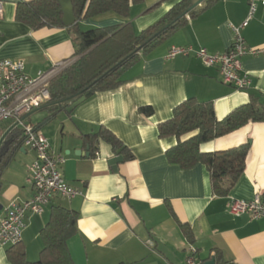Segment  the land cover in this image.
Masks as SVG:
<instances>
[{
  "label": "crops",
  "instance_id": "crops-1",
  "mask_svg": "<svg viewBox=\"0 0 264 264\" xmlns=\"http://www.w3.org/2000/svg\"><path fill=\"white\" fill-rule=\"evenodd\" d=\"M0 17V60H22L30 77L47 72L61 62L73 64L77 44L66 28L32 30L16 19L17 6L33 0H3ZM182 0H142L124 19L109 14L80 23L82 28H105L131 23L137 33L162 19ZM198 0H196L197 2ZM195 2V3H196ZM185 15V24L160 45L129 67L123 83L115 90L95 93L72 113L60 111L54 117L44 107L36 123L48 139L54 155L65 158L61 172L65 181L82 191L72 200L61 197L45 207L42 215L27 216L21 247L29 262H37L43 249L41 231L53 207L78 212L77 233L68 241L75 264H186L190 249L205 263L264 264V217L233 216V200L264 199V122L201 145L213 153L250 145L245 170L227 196L214 193L208 169L197 164L183 169L172 164L167 151L177 144L175 137L160 138L158 126L171 119L176 106L189 98L213 104L215 116L223 120L235 109L264 100V53L242 60L243 72L252 78L247 90L224 84L216 67H207L195 55L168 59L171 47L204 48L211 55L227 52L238 27L249 13V0H205ZM247 46L264 49V6L259 5L249 26L242 30ZM71 105V104H70ZM154 113L144 115L140 108ZM0 124V139L19 138L21 147L1 169L0 222L13 203L33 196L28 167L33 151L23 145V129L13 120ZM112 132L130 150L133 159L119 163L113 171L109 160L118 156L98 139L90 146L89 136L101 129ZM12 129V130H11ZM195 133L182 138L186 140ZM98 142V144H97ZM7 178V179H5ZM184 226L192 232V239ZM8 248L0 249V264H11Z\"/></svg>",
  "mask_w": 264,
  "mask_h": 264
},
{
  "label": "trees",
  "instance_id": "trees-1",
  "mask_svg": "<svg viewBox=\"0 0 264 264\" xmlns=\"http://www.w3.org/2000/svg\"><path fill=\"white\" fill-rule=\"evenodd\" d=\"M76 23L70 27L63 24V12L58 0H33L18 4L16 19L32 30L44 27L68 29L77 44L75 57L78 59L55 76L49 85L50 102L44 107L52 117L67 108L86 93L105 92L117 89L122 83L123 73L140 58L160 45L175 30L185 24V15L196 16L193 6L196 0H182L162 19L137 33L131 23L105 28H82L80 23L103 15L113 14L127 19L134 4L142 0H71ZM144 115L151 116L150 106L140 108ZM264 122V100L241 106L223 120L215 116L213 104L189 98L175 107L171 119L158 126L160 138L175 137L177 144L167 151L172 164L189 169L197 164L204 165L211 177L214 193L227 196L245 170L250 145L213 153H203L201 145L236 132L249 123ZM182 140L183 137L193 134ZM90 146L102 139L114 153L124 161L134 157L130 150L112 132L101 129L89 136ZM8 154H3L0 169L21 147L19 138ZM20 144V145H19ZM78 212L62 207H53L46 226L41 231L43 249L37 262H29L20 244L8 249L11 264H75L68 241L77 233ZM185 233L192 239V232L184 226Z\"/></svg>",
  "mask_w": 264,
  "mask_h": 264
},
{
  "label": "built area",
  "instance_id": "built-area-1",
  "mask_svg": "<svg viewBox=\"0 0 264 264\" xmlns=\"http://www.w3.org/2000/svg\"><path fill=\"white\" fill-rule=\"evenodd\" d=\"M264 6V0H249V13L241 26L232 29L234 42L231 48L222 54L211 55L204 48L173 46L167 58L195 55L207 67H216L221 81L236 90H247L252 85V78L243 72L242 60L245 56H257L264 49L247 46L242 30L249 26L258 6ZM4 13V1L0 0V17ZM70 66L61 62L47 72L40 71L36 77L26 73V64L22 60H0V124L13 120L23 129V145L33 151L35 160L28 167L29 181L33 187V196L22 203H13L0 222V249L10 248L21 243L27 229V216L42 215L45 207L57 197L72 200L82 195V191L69 185L61 172L65 158L54 155L48 139L34 126L25 123L30 113L50 102V81L62 70ZM235 217L250 215L253 219L264 217V199L256 195L252 201L233 200L229 206ZM186 264H206L197 257V250L190 249Z\"/></svg>",
  "mask_w": 264,
  "mask_h": 264
},
{
  "label": "water",
  "instance_id": "water-1",
  "mask_svg": "<svg viewBox=\"0 0 264 264\" xmlns=\"http://www.w3.org/2000/svg\"><path fill=\"white\" fill-rule=\"evenodd\" d=\"M205 0H198L194 6L193 9L198 7L199 5H201ZM61 8H62V12H63V24L65 27H70L72 25H74L76 23V17L74 14V8H73V4L71 0H58ZM93 96V93H86L85 95L81 96L80 98H78L76 101H74L68 108H67V112L68 113H72L73 110L75 108H77L80 104H82L83 102H85L87 99L91 98ZM35 112L30 113L28 116H26L25 119L29 118L32 114H34ZM50 118H48L47 120H45L42 124L37 126V130H39L45 123H47L49 121ZM16 128V125L12 128L14 129ZM11 129V130H12ZM9 132H7L5 135H3L0 139V162L2 159V155L8 154L11 151V147L15 144V140L14 139H10V140H5L6 136ZM98 144V142H97ZM20 145V144H19ZM123 162V157L122 156H116L114 158H112L111 160H109V165L111 166L113 171H117V166L119 163ZM1 169H0V177H1ZM2 209V206L0 205V210ZM206 264H215L214 260H211L209 262H207Z\"/></svg>",
  "mask_w": 264,
  "mask_h": 264
},
{
  "label": "rangeland",
  "instance_id": "rangeland-1",
  "mask_svg": "<svg viewBox=\"0 0 264 264\" xmlns=\"http://www.w3.org/2000/svg\"><path fill=\"white\" fill-rule=\"evenodd\" d=\"M47 115V113L46 112H44V111H40V112H38V113H35L34 115H32V117H31V121L33 122V123H36L38 120H40V118L42 117V116H46ZM10 125V121H5L3 124H2V127L3 128H6V127H8ZM5 179H7V178H5Z\"/></svg>",
  "mask_w": 264,
  "mask_h": 264
}]
</instances>
